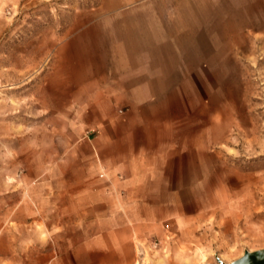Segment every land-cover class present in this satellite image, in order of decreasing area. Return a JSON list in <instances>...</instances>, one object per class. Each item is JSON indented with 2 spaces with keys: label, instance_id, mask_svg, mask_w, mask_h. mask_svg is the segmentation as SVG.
<instances>
[{
  "label": "crops",
  "instance_id": "crops-1",
  "mask_svg": "<svg viewBox=\"0 0 264 264\" xmlns=\"http://www.w3.org/2000/svg\"><path fill=\"white\" fill-rule=\"evenodd\" d=\"M111 16L65 39L33 83L31 115L45 118L31 137L0 142V164H31L0 166V264H135L137 245L148 264L137 242L164 236L169 187L189 184L188 153L203 160V116L181 92L199 79L196 47L167 39L160 12Z\"/></svg>",
  "mask_w": 264,
  "mask_h": 264
},
{
  "label": "rangeland",
  "instance_id": "rangeland-1",
  "mask_svg": "<svg viewBox=\"0 0 264 264\" xmlns=\"http://www.w3.org/2000/svg\"><path fill=\"white\" fill-rule=\"evenodd\" d=\"M117 11L160 12L166 38L180 34L184 51L196 47L200 63L195 87L181 92L188 110L203 116L204 157L188 153L182 169L188 177L182 180L189 184L169 187L176 198L164 236L137 242L147 250L148 264H217L216 256L228 263L246 250H262L264 0H0L3 149L17 135L30 138L33 120L45 118L31 115V87H42L59 45L88 26L110 27ZM61 136L55 132L50 138L56 154L62 151ZM21 160L0 166L31 172V164ZM136 251L135 264H147L144 249L137 245Z\"/></svg>",
  "mask_w": 264,
  "mask_h": 264
},
{
  "label": "water",
  "instance_id": "water-1",
  "mask_svg": "<svg viewBox=\"0 0 264 264\" xmlns=\"http://www.w3.org/2000/svg\"><path fill=\"white\" fill-rule=\"evenodd\" d=\"M217 264H264V248L262 250H246L238 259L225 263L219 257H215Z\"/></svg>",
  "mask_w": 264,
  "mask_h": 264
}]
</instances>
